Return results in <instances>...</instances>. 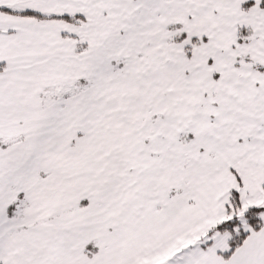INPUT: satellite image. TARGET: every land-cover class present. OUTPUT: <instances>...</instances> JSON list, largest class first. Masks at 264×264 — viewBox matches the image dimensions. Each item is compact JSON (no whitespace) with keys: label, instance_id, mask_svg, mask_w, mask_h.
I'll list each match as a JSON object with an SVG mask.
<instances>
[{"label":"snow or ice","instance_id":"obj_1","mask_svg":"<svg viewBox=\"0 0 264 264\" xmlns=\"http://www.w3.org/2000/svg\"><path fill=\"white\" fill-rule=\"evenodd\" d=\"M0 264H264V0H0Z\"/></svg>","mask_w":264,"mask_h":264}]
</instances>
